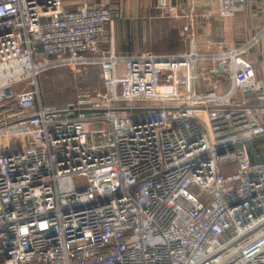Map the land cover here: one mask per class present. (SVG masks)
I'll return each mask as SVG.
<instances>
[{"label": "built area", "instance_id": "1", "mask_svg": "<svg viewBox=\"0 0 264 264\" xmlns=\"http://www.w3.org/2000/svg\"><path fill=\"white\" fill-rule=\"evenodd\" d=\"M157 6L188 15L187 51L106 49L104 1L0 0V264H264V69L248 58L264 23L204 53L186 7ZM206 60L251 96L199 88ZM95 65L102 90L42 100L44 71Z\"/></svg>", "mask_w": 264, "mask_h": 264}, {"label": "crops", "instance_id": "2", "mask_svg": "<svg viewBox=\"0 0 264 264\" xmlns=\"http://www.w3.org/2000/svg\"><path fill=\"white\" fill-rule=\"evenodd\" d=\"M98 1L108 3L115 15L114 24L108 29L103 42L106 49L113 47L120 54H141L149 50L160 54H177L187 51V44L190 46L189 40L181 34L182 26L188 22V15L162 14L157 6L160 0H62V4L66 9L74 10L82 4ZM169 1L179 8L185 6L186 13L192 14L196 48L204 53L244 42L264 23V0H249L247 8L234 17L218 15L219 0ZM248 58L258 71L264 69V40L248 53ZM202 68L210 79L205 80L206 77L201 76L204 78L200 81L203 91L213 88V82H216L217 86L213 89L218 96L238 99L251 96V93L241 90L227 94L231 76L222 69L221 64L206 60L199 63V69ZM2 116L3 111H0V118Z\"/></svg>", "mask_w": 264, "mask_h": 264}, {"label": "rangeland", "instance_id": "3", "mask_svg": "<svg viewBox=\"0 0 264 264\" xmlns=\"http://www.w3.org/2000/svg\"><path fill=\"white\" fill-rule=\"evenodd\" d=\"M186 47L188 50L190 46L187 44ZM198 80L200 87L203 78L199 77ZM37 83L42 100L56 106L73 101L82 90L93 93L104 88L101 69L96 65L81 69L70 66L52 68L41 73ZM21 88L17 86L16 89ZM13 144L16 150L20 149L18 138H13Z\"/></svg>", "mask_w": 264, "mask_h": 264}, {"label": "trees", "instance_id": "4", "mask_svg": "<svg viewBox=\"0 0 264 264\" xmlns=\"http://www.w3.org/2000/svg\"><path fill=\"white\" fill-rule=\"evenodd\" d=\"M75 99H76V98H75ZM75 99H74V100H75ZM44 102H45V101H44ZM45 103H47V102H45ZM48 104H50V103H48Z\"/></svg>", "mask_w": 264, "mask_h": 264}]
</instances>
